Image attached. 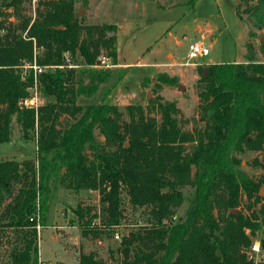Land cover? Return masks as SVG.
Masks as SVG:
<instances>
[{"label": "trees", "instance_id": "trees-1", "mask_svg": "<svg viewBox=\"0 0 264 264\" xmlns=\"http://www.w3.org/2000/svg\"><path fill=\"white\" fill-rule=\"evenodd\" d=\"M21 3L0 0V142L10 139L16 122L23 138L36 134V159L0 160V204L2 195L9 197L0 210V238L9 229L16 243L8 264H37V227L46 218L50 188L58 184L98 190L99 221L106 227L123 217V193L132 207L145 210L147 225L120 239L121 264H253L247 249L259 230L264 252V202L257 193L264 180L244 173L235 154L244 146L263 148L264 62L249 55L244 62L207 64L197 83L202 124L185 130L175 103L159 96L148 100L147 110L139 103L122 111L88 100L108 79L105 69L93 68L104 66L100 50L117 64L116 36L107 35L117 30L114 24H81L72 0H40L32 21H9L6 10L18 11ZM235 9L244 22L247 14L264 27V0H237ZM66 51L80 57L87 83L76 78V68L64 67ZM33 63L44 67L36 75ZM34 81L44 102L21 105ZM186 184L194 189V203L174 221ZM74 212L82 234L96 237L90 210L78 205ZM78 264L108 263L80 252Z\"/></svg>", "mask_w": 264, "mask_h": 264}, {"label": "rangeland", "instance_id": "rangeland-1", "mask_svg": "<svg viewBox=\"0 0 264 264\" xmlns=\"http://www.w3.org/2000/svg\"><path fill=\"white\" fill-rule=\"evenodd\" d=\"M237 0H72L73 10L79 22L84 25L111 23L117 27V64L107 58L105 69L108 79L99 85L89 101H108L124 111L129 103H139L147 110L148 100L159 96L162 100L173 101L178 108L176 117L180 126L191 130L199 126L203 101L198 95V80L205 66L210 63L244 62L251 55L257 62H264V48L259 37L264 31L254 25L253 19L244 14V22L236 13ZM37 8H42L40 0H22L18 11L6 10L7 19L17 22L22 17L32 21ZM30 21V22H31ZM25 34V32H23ZM192 41L209 47L207 55H198L193 63L183 65L188 45ZM264 42V41H263ZM106 54L100 50L99 60ZM64 67L76 68V78L88 82V75L81 72L85 68L78 55H63ZM75 66V67H74ZM21 73H28L29 65L21 66ZM52 69V67L48 68ZM159 74L171 78L168 83L156 80ZM183 88H179V86ZM44 97L39 95V102ZM151 115L158 117L155 110ZM65 118H71L64 115ZM62 118V117H61ZM124 118L127 115L124 114ZM99 139L102 135L95 130ZM190 146V145H187ZM262 149L246 146L236 152L239 168L254 179L264 180V143ZM14 158L36 159V134L25 139L21 136L16 122L12 123V134L8 141L0 142V160ZM262 190L260 191V189ZM182 202L176 208L174 221L181 220L191 209L195 192L190 184L182 186ZM258 195L264 202V183L258 188ZM4 196V203L9 200ZM247 200L243 199L242 208ZM125 207L119 224L106 227L99 221L100 195L98 190H74L61 184L52 186L49 192L48 209L43 224L38 229L37 264H78L80 252H94L108 264H121L118 245L123 234L132 228L147 225L144 209L132 207L126 195L122 194ZM259 204V203H258ZM257 204V206H258ZM90 210V226H95L96 237L83 235L74 209L78 206ZM245 210V209H244ZM108 229V230H107ZM261 230L252 237L247 249L253 264L264 262V252L253 250L259 244ZM118 234V237H115ZM9 229L0 238V264H8V252L16 243Z\"/></svg>", "mask_w": 264, "mask_h": 264}, {"label": "built area", "instance_id": "built-area-1", "mask_svg": "<svg viewBox=\"0 0 264 264\" xmlns=\"http://www.w3.org/2000/svg\"><path fill=\"white\" fill-rule=\"evenodd\" d=\"M209 53V47L197 42V41H192L189 43L188 45V49L186 52V59L184 62H182L183 65H189L191 63H193V59L196 58L198 55H207ZM107 58L106 57H101L100 58V63L101 65L104 66H108L106 63ZM30 66V65H29ZM31 67L34 70V75H36L37 73H40L44 67L42 66H37L35 63H33L31 65ZM29 94L22 98L19 103L21 105H24L26 107H33L36 108L38 106L39 103V91L38 88L36 86V83L34 81L33 86L31 88H29ZM115 237H118V234H115ZM259 248V244H256L253 246V250H258Z\"/></svg>", "mask_w": 264, "mask_h": 264}, {"label": "water", "instance_id": "water-1", "mask_svg": "<svg viewBox=\"0 0 264 264\" xmlns=\"http://www.w3.org/2000/svg\"><path fill=\"white\" fill-rule=\"evenodd\" d=\"M77 16H78V13L76 14V16H75L74 19H76ZM259 40H260V42H263V41H264V31L261 33V35H260V37H259ZM179 88H183V86L180 85ZM261 190H262V188L260 189V191H261ZM233 211L235 212V209H234Z\"/></svg>", "mask_w": 264, "mask_h": 264}]
</instances>
